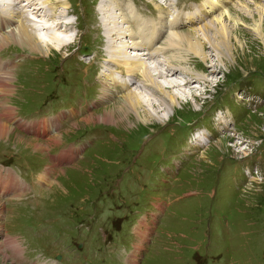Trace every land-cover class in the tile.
Returning <instances> with one entry per match:
<instances>
[{"label": "rangeland", "instance_id": "1", "mask_svg": "<svg viewBox=\"0 0 264 264\" xmlns=\"http://www.w3.org/2000/svg\"><path fill=\"white\" fill-rule=\"evenodd\" d=\"M135 1L146 18H157L154 4ZM164 1L155 2L166 5ZM188 1L184 0L183 5H191ZM231 1L209 19L220 17L229 8L235 15L239 9L233 6L245 0ZM253 1L264 5L263 0ZM53 2L55 6L67 3V7L57 10L68 18L74 13L70 19L76 22L78 38L83 35L80 44L84 43V48L73 59L88 55L92 63L86 65L87 70L97 73L108 49L103 28H107L109 18L100 14L104 1ZM251 8L256 9L253 3ZM261 13L254 11L250 18L243 14L235 27L225 18L232 36L223 53L204 42L206 61L186 53L185 59L170 61L168 65L182 73L186 68L189 84L186 78H165L155 64L148 63L160 85H181L167 89L179 103L167 114L159 106L161 95H145L139 116L129 114L131 122L119 126L81 123L90 108L94 113L100 110L96 113L100 115L107 107L122 105L117 101L124 93L112 100L107 96L94 109L100 93L94 87V77L79 68L77 60L70 64L65 60L75 44L49 57L14 44L0 49V62H12V74L6 76L12 77L11 89L0 96V103L15 110L9 125L0 104V118L14 130L13 136L0 139V164L13 168L28 190L20 198H0L6 207L0 216L1 240L7 245L9 239L16 240L2 248L0 264L3 258L6 264H25L24 257L28 261L45 257L55 264L57 255L63 257L61 264H130L134 253L138 254V264H264ZM46 17L44 23L52 21ZM256 26L261 27L263 38L255 32ZM193 74H200L201 80L198 76L191 79ZM220 109L230 111L234 128L219 132L218 139L206 148L191 146L189 141L196 129L205 127L217 137L213 127ZM72 110L77 115L67 114L53 135H62L73 124L79 125H74L68 135L59 136L56 145L63 141L60 145L50 144V155L70 145L83 148V155L43 185L41 176L53 161L43 148L36 149L35 136L26 134L21 122L33 124ZM20 136L26 140L20 142ZM40 142L45 148L42 138ZM246 158L250 167H257L249 182L245 176L247 161H243ZM144 220L152 227L147 239L137 231ZM17 246L19 253L11 250Z\"/></svg>", "mask_w": 264, "mask_h": 264}, {"label": "bare ground", "instance_id": "2", "mask_svg": "<svg viewBox=\"0 0 264 264\" xmlns=\"http://www.w3.org/2000/svg\"><path fill=\"white\" fill-rule=\"evenodd\" d=\"M12 1L14 0H9V2H11V8H8V4L7 7H3L2 13H0V49L10 44H14L21 47V49H27L30 53H35L41 56L45 55L49 57L54 52L61 54V51H63L64 48H69V45L73 41V38L69 36L68 33L63 32L62 30L63 28H68L66 25L69 26L65 19L67 21H70V19L65 18V13L60 12L62 11L61 9L57 10L60 6H63L62 9L67 7V3L63 4L58 2L56 3L57 6H55L53 0H16V5V3ZM149 1H152L156 9L158 10V16L160 17L156 21H152L143 17L142 14L138 12L136 3L134 2L133 4L132 2L127 0H110L109 5L105 3L102 7L103 9H100V14H102L104 18H106L105 16H108L107 18H109L107 35L111 37L110 44L116 48V50L114 51L108 50V56L104 55V57H106L107 59V63L105 72H103L100 76L101 82L104 85V90L102 91V95L100 98L104 99L107 95H109L114 86L122 87L124 90V94L117 101V103L122 102V105L117 108L113 107L114 109H110L111 106L107 107L100 115L96 114L100 112V110L96 111L95 113L90 112L87 116L82 118L81 123H83L82 121H84V123H87V125L92 122L94 123V125H96L95 123L97 122L108 123L112 125L116 124V126L125 125L124 122H131L130 118H128L129 114L134 113L135 115L139 116V108L141 107V104L146 102L147 99H145V95L149 98L161 95L160 98L157 97L159 98V101L157 100L160 103L159 106H162L164 108V112L170 114L171 111L178 105L179 99L175 94H172L167 89L180 87L181 85H176L175 83H168L169 87L160 85L157 79H154L151 71L152 68L148 64L151 62H149L147 57H151L154 60L153 56L151 55L140 57L138 56L140 55V52L136 51L141 50V48L142 51H146V49L154 51L153 55L159 57L160 60H156V62H154L153 64L157 66L156 69H159L163 72L165 78H167V76L180 77L181 79L186 78V83H190L191 80H189V78L185 76L186 73H188L186 68H183V71L186 73H182L179 68L169 66L170 61H179V59L181 58L185 59V57H183V54L185 53L193 54L201 61H206L207 56L204 52V42H209L211 46L217 52H219V54L223 53L224 49H226V47H228V45L230 44L229 42L232 36V28L225 22V18H228L230 22H233L234 25L232 27H235L237 21H240V17L243 16V14L250 18L253 16L252 13L254 11L264 13V5H262L261 7L258 4L254 3L253 0H245L242 2L239 1V3H236V5L233 6L236 10L239 9V11L235 15L231 13L229 8V10H227L225 13H221L220 17L217 16L214 20L208 19L205 21V18L201 17L200 12L196 16L192 15L188 18V20L181 19L180 17H177V19L175 20H169V10L167 8H164L162 5L157 4L155 2L156 0ZM229 2H231V0H227V3ZM169 3L172 5L174 2L170 1ZM252 3L256 7L255 10L251 8ZM208 4L210 9L215 12L221 10V5H218L213 1H209ZM112 5L116 6V9L112 10ZM177 6L179 5L177 4ZM187 9L191 10L192 8L188 7ZM28 13H32L41 17L43 19V22L46 21L45 18H47L46 16H48L49 19H52V21L56 24V29L50 34H47L46 32L37 33V26L35 24H32ZM263 16L264 14L261 13L260 21H262ZM54 18L56 19L53 20ZM201 21H205L203 25H199L200 23L195 24ZM115 25L117 26V28L114 27ZM120 25H123V27ZM44 27L45 30L46 28L47 30L51 29L48 28L46 22L44 23ZM118 27L120 29H118ZM123 28H126V32L123 31ZM191 29L196 30L188 32V30ZM212 30L215 35L213 34L212 36H210V32ZM129 31L131 33V37H133L134 40H139V38L143 40L142 46L140 42H134V40L131 42L132 44L124 41V38L128 35L127 33ZM255 32L259 33L261 38H263L260 26H256ZM213 39H217V41L215 42L213 41ZM116 45H123L127 50L121 51L120 48L116 47ZM137 47L140 49H138ZM131 48H136L137 50H132ZM174 65L176 64L174 63ZM11 67L12 62H0V96H4L6 93L9 94L10 92V80L12 77L10 78L6 76L12 74L10 72ZM122 73H125L129 79H123ZM197 76L200 81L202 78L200 74H193L192 76H190V78L192 79L193 77L195 78ZM137 88L140 89L135 90ZM1 105L2 108L6 106L4 103H2ZM149 106L150 105H148V107ZM14 111V109L7 106L5 107V110H3V112L6 114L5 116H7L3 118L9 125L11 121L14 120V115H12L14 114ZM151 115L156 116L157 114L151 113ZM2 119L0 118V139L6 137L5 135H14V130L12 129V127H9L8 124ZM59 119L60 117L57 118L56 121H58ZM224 124H226V117L224 115H219L217 118V125L222 126ZM74 125L78 126L79 124H73V126ZM55 126L56 122L54 120H44L41 123L30 124L28 128L24 124L20 125L21 128L23 127L24 131L31 132L38 137H43L46 136L47 133H51L46 138V141L44 143L46 144L45 148L40 144L42 142L33 139L36 141V149L43 148L42 150L45 153L50 152L49 148L52 146H50V144L56 145L58 143V139H61V137L59 136L64 137V135H68L67 132H69L73 128L72 126L64 134L54 136L52 133L57 131V129L54 130ZM228 126L229 125H227V127ZM205 136H207V134H205ZM17 139L20 142L26 140L22 136L17 137ZM201 139L204 140L202 136H199L197 142L199 143ZM61 143H63V141H61L58 145H60ZM74 155L75 154L73 150L63 152L59 157H57L55 166H49L47 168L46 174L42 175L41 178L45 179L46 175L49 173L51 174L52 170H54L53 173H55V170L57 168L56 166H58L62 161L72 159ZM244 155H246V153H244ZM6 172L7 174L4 175L3 171H0V192H14L18 186L19 192L14 194L22 195L26 191L25 188L20 186L19 181L13 171L8 169ZM50 174L47 180H49ZM4 211V202H1L0 213ZM138 231L144 239H147L151 232V225L148 222L144 221L141 223ZM11 240L9 239V244L11 242L12 244H14L13 240L16 241L13 238H11ZM16 245H18L17 242ZM16 245H14V247H16ZM11 249L15 250L13 248ZM7 254L9 253L7 252ZM1 262L3 264L7 263L4 258ZM130 264H138V256L136 254L132 255Z\"/></svg>", "mask_w": 264, "mask_h": 264}, {"label": "crops", "instance_id": "3", "mask_svg": "<svg viewBox=\"0 0 264 264\" xmlns=\"http://www.w3.org/2000/svg\"><path fill=\"white\" fill-rule=\"evenodd\" d=\"M6 107V106H5ZM5 107H3L4 108V110H5Z\"/></svg>", "mask_w": 264, "mask_h": 264}]
</instances>
